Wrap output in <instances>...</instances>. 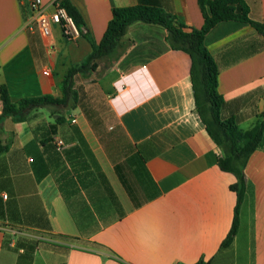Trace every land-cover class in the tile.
I'll return each mask as SVG.
<instances>
[{
	"label": "crops",
	"instance_id": "0c3cea01",
	"mask_svg": "<svg viewBox=\"0 0 264 264\" xmlns=\"http://www.w3.org/2000/svg\"><path fill=\"white\" fill-rule=\"evenodd\" d=\"M31 1L0 0V87L13 101L61 99L68 69L92 46L82 34L66 40L59 26L42 37ZM68 1L96 43L114 8L159 7L188 30L204 25L198 0ZM248 5L264 23V0ZM166 37L161 26L132 24L123 56L78 78L79 103L56 134L50 126L63 108L0 120V264H264V142L245 168L238 233L222 247L236 178L219 168L221 150L196 112L191 58ZM205 44L219 69L222 115L252 130L264 119V37L224 21Z\"/></svg>",
	"mask_w": 264,
	"mask_h": 264
},
{
	"label": "trees",
	"instance_id": "16d2710c",
	"mask_svg": "<svg viewBox=\"0 0 264 264\" xmlns=\"http://www.w3.org/2000/svg\"><path fill=\"white\" fill-rule=\"evenodd\" d=\"M198 3L204 25L201 29L190 30L176 16L159 7L137 5L114 8L102 40L96 43L84 32L85 23L76 7L70 1L63 0L62 6L73 17L81 34L90 42L91 53L82 62L68 69L63 81L61 99L47 95L13 101L7 86L2 85L0 97L3 112L0 120L10 117L16 121H25L34 110L63 108L62 113L55 112L59 116L50 126L51 134H56L58 126L66 122L72 109L79 103V91L76 88L78 78H86L95 73L102 60L115 64L128 48L122 43V38L132 24L142 22L165 28L168 46L186 52L191 58L190 73L196 112L210 138L221 150L218 166L222 171L231 173L236 178V182L230 186V190L237 196L234 218L231 229L222 243V247H228L234 242L240 226V209L246 194V165L250 156L264 142V119L252 130L244 132L240 129L236 118H225L222 115L225 100L218 90L219 69L206 47L205 39L212 28L224 21L250 24L264 37V23L251 18L248 0H198ZM0 149L3 150L1 147Z\"/></svg>",
	"mask_w": 264,
	"mask_h": 264
},
{
	"label": "built area",
	"instance_id": "2783aa9c",
	"mask_svg": "<svg viewBox=\"0 0 264 264\" xmlns=\"http://www.w3.org/2000/svg\"><path fill=\"white\" fill-rule=\"evenodd\" d=\"M61 0H56L50 7L43 5L42 0H33L30 3L31 26L35 27L40 35L49 38L52 35L53 28L59 26L66 40L72 41L80 37L81 32L77 27L73 17L62 6ZM48 74V71H45ZM64 143L58 140L56 148L61 151ZM2 224L0 223V229Z\"/></svg>",
	"mask_w": 264,
	"mask_h": 264
},
{
	"label": "rangeland",
	"instance_id": "374dc122",
	"mask_svg": "<svg viewBox=\"0 0 264 264\" xmlns=\"http://www.w3.org/2000/svg\"><path fill=\"white\" fill-rule=\"evenodd\" d=\"M109 65H110V61H106L104 64H100L99 70L97 72H95V76H99L100 74H102V72H104ZM250 126H251V123L250 122L249 123H242L240 125V127L242 129L250 128Z\"/></svg>",
	"mask_w": 264,
	"mask_h": 264
}]
</instances>
